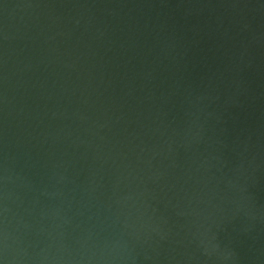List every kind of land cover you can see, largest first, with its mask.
I'll return each instance as SVG.
<instances>
[{"label": "water", "instance_id": "water-1", "mask_svg": "<svg viewBox=\"0 0 264 264\" xmlns=\"http://www.w3.org/2000/svg\"><path fill=\"white\" fill-rule=\"evenodd\" d=\"M0 264H264V0H0Z\"/></svg>", "mask_w": 264, "mask_h": 264}]
</instances>
